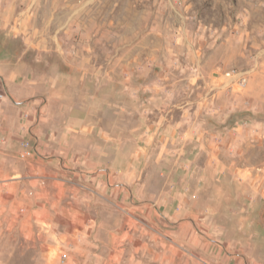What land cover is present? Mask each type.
<instances>
[{
    "label": "rangeland",
    "instance_id": "1",
    "mask_svg": "<svg viewBox=\"0 0 264 264\" xmlns=\"http://www.w3.org/2000/svg\"><path fill=\"white\" fill-rule=\"evenodd\" d=\"M0 93L32 116L24 158L36 142L51 166L138 183L137 201L177 192L213 240L264 264V0H0ZM9 219L0 264L67 263L63 243L41 261V213Z\"/></svg>",
    "mask_w": 264,
    "mask_h": 264
},
{
    "label": "crops",
    "instance_id": "2",
    "mask_svg": "<svg viewBox=\"0 0 264 264\" xmlns=\"http://www.w3.org/2000/svg\"><path fill=\"white\" fill-rule=\"evenodd\" d=\"M10 102L11 95L0 93V216L11 221L20 204L41 213V261L49 260L50 249L63 243L69 249L66 264H249L247 257L213 240L195 218L186 216L191 208L177 192L137 201L142 189L138 183L115 189L102 171L80 170L64 155L51 166L41 161L36 142L35 154L22 158L23 141L33 137L32 116ZM68 173L70 179L59 178ZM65 200L69 204H63ZM96 202L106 212L98 215ZM117 202L129 207L139 223L115 208ZM34 203L39 208H33ZM110 208L117 216L107 217Z\"/></svg>",
    "mask_w": 264,
    "mask_h": 264
},
{
    "label": "built area",
    "instance_id": "3",
    "mask_svg": "<svg viewBox=\"0 0 264 264\" xmlns=\"http://www.w3.org/2000/svg\"><path fill=\"white\" fill-rule=\"evenodd\" d=\"M227 76H228V78H231L233 80H237L238 82H241V84H243L246 81V77L241 75V73H238L236 71L228 72ZM3 126H4V123H3L2 119H0V128H2ZM22 144H23L24 149L20 153V156L24 158V157H27L31 154L30 141L24 140ZM68 258H69L68 253L63 250L61 253V261L66 262Z\"/></svg>",
    "mask_w": 264,
    "mask_h": 264
}]
</instances>
